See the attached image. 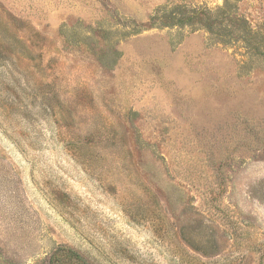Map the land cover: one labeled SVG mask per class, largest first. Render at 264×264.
<instances>
[{"label":"rangeland","instance_id":"1","mask_svg":"<svg viewBox=\"0 0 264 264\" xmlns=\"http://www.w3.org/2000/svg\"><path fill=\"white\" fill-rule=\"evenodd\" d=\"M0 264H264V0H0Z\"/></svg>","mask_w":264,"mask_h":264}]
</instances>
